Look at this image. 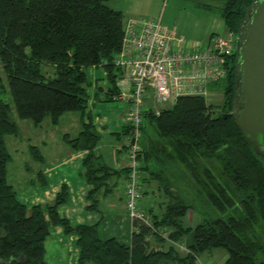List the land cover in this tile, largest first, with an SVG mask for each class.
Masks as SVG:
<instances>
[{"label": "trees", "instance_id": "obj_1", "mask_svg": "<svg viewBox=\"0 0 264 264\" xmlns=\"http://www.w3.org/2000/svg\"><path fill=\"white\" fill-rule=\"evenodd\" d=\"M254 1L220 0L215 9L229 33H240ZM125 20L124 11L108 0H0V264H45L46 239L57 224L79 235L78 264H201L199 256L219 246L229 251L223 264H264V156L236 122L238 49L230 58L227 77L211 84L224 91L221 102L186 94L159 113L145 109L141 135L151 125L158 137L147 136L139 155L141 169L168 180L162 181L168 201L160 213L152 214V224L133 218L130 244L114 236L103 239L100 221L73 224L63 216L59 207L68 200L67 183L52 201L29 206L18 198L8 180L13 154L7 141V135L21 132L18 118L40 125L46 118L58 123L68 111L88 115L77 135L64 134L72 148L88 149L83 161L92 184L88 208L100 211L101 196L114 191L123 171L128 174V165L115 168L97 152L102 135L87 111L89 66L101 65L107 71L108 85L98 87L97 100L121 96L118 79L124 71L114 58L122 47ZM44 64L52 66L54 74H47ZM131 131L128 122L118 134ZM30 149L36 159L44 160L38 144H30ZM152 160L163 167L150 170ZM173 160L185 165L199 193L226 211L225 216L195 226L184 223L192 204L169 181L166 164ZM192 231L194 241L182 252L177 242Z\"/></svg>", "mask_w": 264, "mask_h": 264}, {"label": "crops", "instance_id": "obj_2", "mask_svg": "<svg viewBox=\"0 0 264 264\" xmlns=\"http://www.w3.org/2000/svg\"><path fill=\"white\" fill-rule=\"evenodd\" d=\"M206 8L208 9L207 15H205L201 31L193 34L195 35L193 36L195 40L203 42H206L213 32L228 33L225 20L220 12L216 9ZM132 13L127 17L125 14V17L147 16L146 14H139V12ZM176 30L180 34L178 27ZM88 79L90 85L88 87L89 104L87 111L102 136L101 129H105L107 133L110 132L116 136L115 142L111 144L110 141L109 144V157H111L107 156L109 161L106 159V153L100 149V144L97 145L96 150L102 154L106 162L115 168L121 169L126 167L129 161L127 156L128 148L121 147L120 140L122 141L123 137L121 138L118 134V131L129 122L127 116V107L130 101L129 95L121 94L120 98L114 101H100L96 99L98 87L106 88L108 85L107 71L101 65L88 67ZM70 112L74 111L64 113L58 123H53L49 118L46 121L45 131L41 127L42 133L33 134L35 141L38 142L31 144H38L45 158L44 160L37 159L40 160V163L36 166L37 173L28 180L30 191L26 192L23 197L18 192V198L29 206L39 202L52 201L56 193L61 189L62 184L67 183L69 189L68 200L59 207V211L63 216H67L73 224L100 221L99 234L103 239L114 236L120 242L130 244L134 226L133 218L124 199L127 171H123L118 178V183L113 192L106 196H101L100 211L88 208V204H90L88 192L92 184L88 182L85 176V165L83 162L88 149L72 148L65 139L64 134L70 132L72 135H77L83 128V122L89 120V117L88 115L82 117L81 113ZM62 123L64 127H58ZM32 124L35 123L33 122ZM42 124L40 126H43ZM146 140L147 137L144 138L143 142L139 140L142 146L145 145ZM52 146L53 149H50ZM25 165L28 167L29 163L25 162ZM162 167L163 165H159L155 160H152L150 164V170H158ZM40 171H42V174H40ZM143 176L145 177V181H143L144 196L140 200V206L151 215L158 214L162 211L163 204L168 201L165 194H159L163 186L162 181L165 183L168 180H162L163 178L161 179L157 176H150L147 169L143 170ZM169 181H172L171 178ZM172 183L174 184L173 181ZM78 238L79 235L76 232L67 233L61 224L51 226L50 234L46 239L45 264H78L80 255ZM185 239L180 240V245L177 242L182 252H187L188 245L194 241L193 231ZM214 260L215 256L209 254L204 256L200 263L212 264Z\"/></svg>", "mask_w": 264, "mask_h": 264}, {"label": "built area", "instance_id": "obj_3", "mask_svg": "<svg viewBox=\"0 0 264 264\" xmlns=\"http://www.w3.org/2000/svg\"><path fill=\"white\" fill-rule=\"evenodd\" d=\"M235 50L233 33L213 32L203 42L178 34L162 15L126 18L122 47L114 62L124 71L118 79L121 94H128L130 100L127 116L132 131L124 140L130 170L124 199L132 218L139 217L149 224L153 221L152 215L140 206L144 182L139 156L142 144L138 138L145 109H154L147 99L174 103L180 95L197 94L213 102L215 93L223 98L224 91L211 84L227 77ZM156 111L159 113L160 109Z\"/></svg>", "mask_w": 264, "mask_h": 264}, {"label": "rangeland", "instance_id": "obj_4", "mask_svg": "<svg viewBox=\"0 0 264 264\" xmlns=\"http://www.w3.org/2000/svg\"><path fill=\"white\" fill-rule=\"evenodd\" d=\"M108 3L113 7L122 8L125 11L126 17L133 14L132 12H139V14H146L147 16L154 17L162 15L164 22L179 28L178 32H180V34L182 33L185 37L195 39L193 37L195 35L193 34L201 31L205 15H207L206 12L208 9L204 4H213L214 7L212 9L215 10L216 6L220 4V0H108ZM226 34H229V32ZM43 68L47 74H54V70L49 64H44ZM221 98L220 93H215L212 101L218 103L221 102ZM147 103L151 104L154 109L173 105V102L170 100L166 102H157L152 98L147 99ZM239 103L240 97L237 101V104ZM74 112L80 113L78 111ZM17 120L21 128V133L18 136L13 134L7 135L8 145L13 154V159L8 164V180L14 184L19 194H21V197H23L26 192L30 191L28 180L36 175V166L40 163V160H37L31 152V149H29V145L38 142L35 141L33 134L42 133L41 127H43V131H45L46 121H48L49 118L44 120L43 126L32 124L33 121L29 118H18ZM145 120L147 119L145 118ZM63 125V123L59 124L58 127H64ZM101 130L103 136L99 143L101 145L100 149L106 153V159L109 161V158H111L109 157V144L110 141L111 144L115 142L116 136L113 133H107L105 129ZM142 130L143 133L139 137L141 142H143L144 138L149 134L156 137L155 130H153L151 125H147V127ZM124 140L125 136H123L122 141L120 140L121 147H127ZM50 149H53V146L50 147ZM25 162L29 163L28 167H26ZM166 174L174 182L175 189L178 193L181 194L188 203L192 204L191 208L184 216V223L186 225L195 226L198 222L206 218L225 216L227 214L226 211H222L209 203L204 194L199 193L195 179L180 161L173 160L167 162ZM164 188L165 185L162 186L159 194L164 195ZM180 242L181 241L178 242L179 245L181 244ZM209 254L215 256V260L212 264H223L229 255V251L226 247H215L211 251L202 253L199 256L200 262L204 256Z\"/></svg>", "mask_w": 264, "mask_h": 264}, {"label": "water", "instance_id": "obj_5", "mask_svg": "<svg viewBox=\"0 0 264 264\" xmlns=\"http://www.w3.org/2000/svg\"><path fill=\"white\" fill-rule=\"evenodd\" d=\"M240 103L236 122L264 156V0H255L240 33H233Z\"/></svg>", "mask_w": 264, "mask_h": 264}]
</instances>
